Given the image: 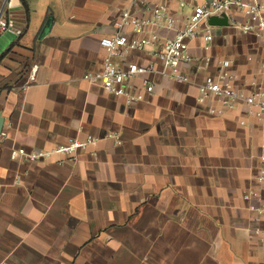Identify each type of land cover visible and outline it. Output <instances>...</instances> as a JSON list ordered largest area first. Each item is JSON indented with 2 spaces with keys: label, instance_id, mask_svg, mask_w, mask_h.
Segmentation results:
<instances>
[{
  "label": "crops",
  "instance_id": "obj_1",
  "mask_svg": "<svg viewBox=\"0 0 264 264\" xmlns=\"http://www.w3.org/2000/svg\"><path fill=\"white\" fill-rule=\"evenodd\" d=\"M129 1L20 0L23 32L0 54V264H264V220L244 197L264 200V123L243 104L212 115L196 83L157 72L133 104L88 77ZM9 3L0 0L4 19ZM215 33L210 51L192 43L210 64L183 70L201 81L229 59L240 87L264 88V36ZM89 134L98 143L77 157H12Z\"/></svg>",
  "mask_w": 264,
  "mask_h": 264
},
{
  "label": "built area",
  "instance_id": "obj_2",
  "mask_svg": "<svg viewBox=\"0 0 264 264\" xmlns=\"http://www.w3.org/2000/svg\"><path fill=\"white\" fill-rule=\"evenodd\" d=\"M172 3L177 4L176 11ZM2 14L0 11V33L13 30L18 35L22 34L23 29L16 27L9 18L4 19ZM213 17L225 18L227 22L212 24L210 20ZM179 22L181 26H177ZM217 25L264 36V0H130L115 20V33L101 38L100 43L107 50L102 69L89 72L88 77L101 82L108 92L126 96L127 103L133 104L143 100L145 92L154 91L155 83L146 75L157 72L180 82L196 83L198 101L209 103L208 111L212 115H223L243 104L249 116L264 123V88L258 86L248 91L240 87L228 68L231 64L229 59L220 61L219 73L207 74L201 81L193 79L182 68L188 63H195L198 69L210 64L212 55L208 52L196 55L192 51V43L202 38L204 44L201 49L210 51L216 37L213 27ZM221 36L228 38L227 33ZM135 50L146 52L149 60L131 61L128 57ZM137 77H141L140 84L133 83ZM98 141L97 136L89 134L85 139L70 138L53 150L28 151L21 147L13 150L12 157L22 155L33 161L49 158L55 153L77 157L75 153L78 150L96 145ZM259 179L264 188V156ZM3 187L0 180V191ZM244 197L251 200V210L264 220L261 193L248 190ZM255 231L264 242V228L257 227Z\"/></svg>",
  "mask_w": 264,
  "mask_h": 264
},
{
  "label": "water",
  "instance_id": "obj_3",
  "mask_svg": "<svg viewBox=\"0 0 264 264\" xmlns=\"http://www.w3.org/2000/svg\"><path fill=\"white\" fill-rule=\"evenodd\" d=\"M10 15L9 19L13 24L18 27V25H23L25 22L24 14L21 13V10H24L20 0H10ZM210 22L212 24H226L227 20L225 18H211ZM18 37V34L13 30H7L6 32L0 33V54ZM4 120L1 111H0V134L3 130Z\"/></svg>",
  "mask_w": 264,
  "mask_h": 264
},
{
  "label": "rangeland",
  "instance_id": "obj_4",
  "mask_svg": "<svg viewBox=\"0 0 264 264\" xmlns=\"http://www.w3.org/2000/svg\"><path fill=\"white\" fill-rule=\"evenodd\" d=\"M230 28L232 27H227V26H222V25H217L213 27V30L216 32L218 30H224V32H226V30H230Z\"/></svg>",
  "mask_w": 264,
  "mask_h": 264
}]
</instances>
